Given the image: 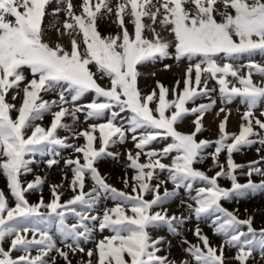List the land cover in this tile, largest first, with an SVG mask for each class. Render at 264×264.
Masks as SVG:
<instances>
[{
	"label": "snow or ice",
	"instance_id": "6c2138e0",
	"mask_svg": "<svg viewBox=\"0 0 264 264\" xmlns=\"http://www.w3.org/2000/svg\"><path fill=\"white\" fill-rule=\"evenodd\" d=\"M49 16L53 21L45 25ZM105 17L113 18L115 34L98 30ZM52 29L55 41L45 39ZM256 56L264 58V0H81L79 14L72 0H0V175L8 190L0 189V264H73L70 257L77 254L88 258L77 264H229L226 249H236L231 259L238 264H247L257 249L264 260V228L257 231L251 215L240 219L222 204L264 192V168L258 166L264 156L246 171L233 160L254 145L257 154L264 149V110L257 115L264 104V62ZM169 59L186 62L183 80L172 89L157 81L144 93L139 67ZM171 67L164 64V70ZM9 93L21 102H10ZM87 95L91 101L81 103ZM201 99L207 102L197 103ZM237 99L246 110L238 133H229L227 106ZM218 102L215 115L224 114L218 138L198 139ZM45 115L51 116L48 126L38 123ZM81 116L86 128L79 127ZM187 117H194L193 130L181 132ZM80 138L81 145L69 142ZM129 139L135 154L126 152L133 172L122 178L126 191L109 184L96 165L116 159L119 153L110 149ZM58 149L78 154L64 162L72 195L62 201L64 183L53 184L48 202L41 195L30 203L27 194L41 191L45 178L22 177L33 173L37 154L48 157L41 161L48 169L58 165ZM209 158V171L218 169L211 176L195 167ZM237 170L247 183L238 182ZM254 174L262 177L259 183ZM220 179L231 187H222ZM87 180L92 185L85 191ZM177 198L196 221L210 219L213 234L223 237L213 246L196 225L191 231L197 242L182 240L186 258L179 262L162 254L170 252V241L153 235L161 226L180 235L188 217L170 215L168 208ZM107 200L113 206L98 209ZM88 243L94 247L86 250Z\"/></svg>",
	"mask_w": 264,
	"mask_h": 264
},
{
	"label": "rangeland",
	"instance_id": "374dc122",
	"mask_svg": "<svg viewBox=\"0 0 264 264\" xmlns=\"http://www.w3.org/2000/svg\"><path fill=\"white\" fill-rule=\"evenodd\" d=\"M74 4V11L79 14L80 12V3L81 0H72ZM113 5L116 3V0H112ZM52 8L56 7L55 2L51 6ZM64 13H60V19L63 20ZM113 18L111 17H105V19L101 20L98 24V30L104 34H115L118 29L116 28V25L111 23V20ZM53 21V17L49 16L45 19V25L50 24ZM129 29L131 30V25H128ZM146 35L151 36V33H146ZM164 37L166 39H171V37L168 36L166 32L163 33ZM56 32L54 29L50 30L48 35L45 37V39L50 41L56 40ZM62 43L67 44V38H65ZM250 58H242L240 63L246 64ZM255 60L257 62H264V58L256 56ZM164 64H171L172 67L169 70H164ZM187 67L186 62H182L177 64L174 60H165L160 61L156 64H148L146 66L139 67V71L142 73L141 77L138 80V86L144 93H149L156 87V82L159 81L162 83L165 87L172 89L176 85V81L183 80L184 77V70ZM152 73H155L153 76ZM101 83H106L105 81H101ZM210 86H214L210 83ZM183 85L181 83V89ZM158 91V89H157ZM45 99H51L53 97L51 96H45ZM169 98L171 99V93L169 95ZM213 98L218 99V92L213 93ZM9 101L15 104H19L21 102L20 98L18 97L16 101H11V93H9L8 97ZM92 99L91 95H87L83 98L81 103H88ZM207 100L201 99L198 100L197 103H206ZM189 107H192L193 105L189 104ZM221 105L219 102L217 103L216 109H213L211 112L207 113L204 117L203 123L205 125L204 131L199 134L198 139H207V140H215L218 138V124L221 119H223V113L220 114L219 117H216L215 112L218 110V108ZM228 109H231V115L229 117L226 130L229 133H238L239 131V124L241 123L240 116L245 111V106L240 104L239 99L235 100L231 105L227 106ZM260 110H264V104L260 106V109L257 110V115L259 114ZM13 116L16 115L15 112L12 113ZM66 122L72 123V121L68 118H65ZM194 117H187L184 121V123L179 125V130L181 132H191L193 130V124L192 120ZM51 121L50 115H45L43 121H38V123H41L43 126H48ZM80 128H86L87 124L83 122V116H81V122L79 125ZM59 135L61 137L67 135V133L60 131ZM70 143L81 145L85 141L83 138L80 139H70ZM160 145H155V147H159ZM259 147V145H254L252 148H246L243 149L239 153L233 154V160L237 164H241L245 166V171L247 170V165L250 161L260 160L261 156H264V149L260 152V154H257L256 148ZM213 148L208 149V151H212ZM128 150H132L133 154H135V149L133 147V144L131 140L123 145H118L115 148L110 149L112 152L119 153L118 157L116 159H113L111 157H106L102 160H99L97 162V167L99 172L102 176L106 178V181L111 184L112 186L116 187L120 190H126L124 189V185L122 182V178L127 173L130 177L133 172L131 169L127 167L128 161L126 159V152ZM60 152V155L56 157V159L59 160L58 165H54L51 169H48L45 164L41 163L42 160L47 159L48 157H42L39 154H37L34 159L37 161L36 164L32 165L33 167V173L29 174L27 176L22 177L25 181H31L34 178V175H40L45 178V184L42 186L41 191H34L29 194H27V198L30 203H37L41 197L43 196L45 202H48L51 197L50 192V186L53 184H61L64 183L65 187L61 191H63V195L61 197V200H67L70 198L72 193L68 190L67 184L68 181H65L63 177L67 175L68 180H71L72 174L69 169L65 168V160L69 158H76V155L72 152L71 149H58ZM144 158L142 157V160ZM220 162L226 164V153H221ZM165 163H168L167 160L163 161ZM259 167L264 168V161L261 162ZM195 167H197L200 170H203L207 172L208 175H213L215 170L209 171V168L212 167L211 159L205 160L202 164H197ZM237 178L238 182L241 184L247 183L248 177L246 175L241 174L240 170H237ZM162 178H164L162 176ZM253 181L256 183H259L262 177L253 175L252 177ZM219 184L224 188H230L231 182L229 180L220 179ZM92 185L91 180L86 181V187L85 191L90 190ZM169 190H172L171 183H167L165 185ZM0 189L4 190L7 194L8 190L6 187V179L0 175ZM128 191V190H126ZM161 192H163V188L161 189ZM181 197L187 199L185 196L184 190H180ZM9 200L11 201V198L9 197ZM223 207H225L229 211L236 212V214L239 216L240 219H246L249 215L253 217V227L259 231L261 228H264V192H257L255 194L253 193H246L243 197L240 198H234L232 200H225L222 201ZM111 207L113 206V202L111 200L103 201L100 205H98V209L102 207ZM169 208V214L171 215L173 212L176 215L183 214L184 216L188 217L185 224L180 227L179 232L180 235H173L170 234L166 228V226H161L159 229L153 231V235L157 236H164L167 241H170L171 247L170 252H164L162 254L169 255L170 258L175 259L176 261H181L182 259L186 258V253L184 252V248L182 246V240L187 239L188 241H191L192 243H196V238L193 236L192 229L196 225H198L202 231L209 237L211 243L213 246H219L223 242V237L217 236L213 234V230L211 227V220L210 219H204L201 221H196L194 216H191L189 212L186 210L185 207L180 205V199L177 198L176 200L170 202L168 205ZM246 231V227L244 228ZM108 233L105 232L103 234L95 233V239L99 240L102 238V235H107ZM7 247V245H5ZM85 249L93 248V243H88L84 245ZM167 248L168 245H165ZM236 254V249H226L225 255L229 258V264H238L237 261L231 259ZM15 256L16 253H13ZM73 261V264H77L78 261L81 259L87 260L88 258L84 254H77L76 256L70 257ZM58 264H64L62 260L58 261ZM247 264H264V260H261L260 250L257 249L255 252H253L252 257L249 258Z\"/></svg>",
	"mask_w": 264,
	"mask_h": 264
}]
</instances>
